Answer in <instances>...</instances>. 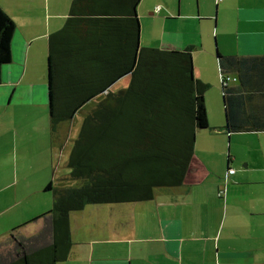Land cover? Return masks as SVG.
Masks as SVG:
<instances>
[{"label": "crops", "instance_id": "obj_1", "mask_svg": "<svg viewBox=\"0 0 264 264\" xmlns=\"http://www.w3.org/2000/svg\"><path fill=\"white\" fill-rule=\"evenodd\" d=\"M71 3L0 0L16 24L12 60L2 68L0 82V264L20 256L18 250L2 253L3 241L20 225L16 232L26 238L28 250L51 243V216L31 219L53 206L45 190L49 183L71 185L65 180L68 172L57 176L59 166H68L67 155L59 156L68 126L74 121L79 129L78 116L87 106L90 111L129 83L122 78L72 119L53 125L48 39L66 23ZM138 15L142 46H193L194 75L219 93L215 32L186 31L187 21L193 26L207 19L202 16H215L216 50L224 55L264 54V0H198L195 9L189 0H141ZM206 106L208 126L197 132L183 184L157 189L149 201L88 205L72 212L73 246L58 264H264V131L229 135L224 107L219 110L215 98ZM230 168L235 173L229 174Z\"/></svg>", "mask_w": 264, "mask_h": 264}, {"label": "trees", "instance_id": "obj_2", "mask_svg": "<svg viewBox=\"0 0 264 264\" xmlns=\"http://www.w3.org/2000/svg\"><path fill=\"white\" fill-rule=\"evenodd\" d=\"M140 2L72 0L66 23L49 36L47 88L54 126L72 119L122 78L129 83L86 114L72 147L62 140L59 156L67 155L70 170L65 180L77 184L49 183L45 190L52 193L53 206L31 219L51 216V243L26 251L20 240V256L7 264L65 261L73 246L72 212L88 205L149 201L157 189L183 184L197 132L208 126L205 96L211 85L194 75L193 46L141 45ZM15 30L0 6V82L2 68L12 60ZM216 58L228 134L264 131V54L216 50ZM229 148L228 141L231 160ZM20 227L12 229L13 236Z\"/></svg>", "mask_w": 264, "mask_h": 264}, {"label": "rangeland", "instance_id": "obj_3", "mask_svg": "<svg viewBox=\"0 0 264 264\" xmlns=\"http://www.w3.org/2000/svg\"><path fill=\"white\" fill-rule=\"evenodd\" d=\"M197 1L198 0H189V4H191V6L195 9V8H197ZM192 2V3H191ZM202 18H207V19H205V20H197L196 22L198 23H200V24H195V25H193V26H191V23H190V21H187V29H186V31L187 30H189V28L191 27V28H195L196 30H198V31H200L201 29H203L204 31L206 30V32H208V31H213V32H215V34L213 35V38H212V44L215 46L216 44V46L217 47H219L218 46V40H217V35H216V31H217V28H218V19L214 16V17H212L211 19H208V17H206V16H202ZM199 27H200V29H199ZM205 34V33H204ZM206 34H208V33H206ZM216 46H215V52H216ZM218 62V61H217ZM210 84V83H209ZM211 85V84H210ZM221 89V88H220ZM222 92H221V90H220V93H219V90H218V88L216 87V86H213V85H211V87H210V89H209V91H208V93L206 94V96H205V99H206V103H207V101H208V103H209V101L210 100H213L214 98H215V100H216V103H217V106L219 107V110L220 109H222L223 108V106H222ZM97 101H95L93 104H92V106L96 103ZM89 109H90V106H87V108H85L81 113H82V115H80V116H78V122L80 123V125H79V128H80V126H81V123H82V120L84 119L83 117H84V114H87L88 113V111H89ZM221 113H224V110H222V112ZM224 116H225V113H224ZM78 127H77V124H75V122L74 121H72L71 122V124L68 126V132L65 134V137H64V139H63V141H64V143H67V142H69V146H73V143H74V140H75V138L77 137V134H78ZM231 143H232V141L230 140V145H231ZM58 145H59V141H58ZM69 146H68V148H69ZM233 147H234V142H233ZM70 149V148H69ZM65 155H66V153H65ZM64 155V156H65ZM69 168L65 165V164H63V165H61V166H59L58 167V172H57V176H64V174L66 173V172H68L69 173ZM59 180V179H58ZM69 184H71V185H76V182H70ZM48 193V192H47ZM48 195L50 196H52V193L51 192H49L48 193ZM15 236V237H14ZM14 236H11V237H7L4 241H3V244H2V253L5 255V254H8V253H10V252H14L15 253V251L17 250V245H18V243L20 242V240H21V243L23 244V247H24V249L26 250V251H29L28 250V246H27V244H28V242H27V240H26V238H24V237H21L20 236V234H15ZM25 251V252H26ZM14 253H12V256H13V254ZM16 255V254H15ZM12 259H14V258H12Z\"/></svg>", "mask_w": 264, "mask_h": 264}, {"label": "built area", "instance_id": "obj_4", "mask_svg": "<svg viewBox=\"0 0 264 264\" xmlns=\"http://www.w3.org/2000/svg\"><path fill=\"white\" fill-rule=\"evenodd\" d=\"M156 10L159 11L160 7H157ZM233 172H234V169H230V173H233ZM222 194H225V190L224 189L222 191H220V195H222Z\"/></svg>", "mask_w": 264, "mask_h": 264}]
</instances>
